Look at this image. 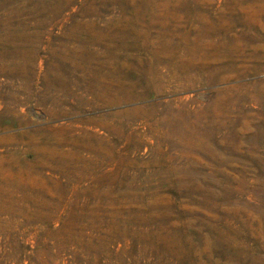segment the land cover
Segmentation results:
<instances>
[{
    "label": "rangeland",
    "instance_id": "rangeland-1",
    "mask_svg": "<svg viewBox=\"0 0 264 264\" xmlns=\"http://www.w3.org/2000/svg\"><path fill=\"white\" fill-rule=\"evenodd\" d=\"M0 264H264V0H0Z\"/></svg>",
    "mask_w": 264,
    "mask_h": 264
},
{
    "label": "bare ground",
    "instance_id": "bare-ground-1",
    "mask_svg": "<svg viewBox=\"0 0 264 264\" xmlns=\"http://www.w3.org/2000/svg\"><path fill=\"white\" fill-rule=\"evenodd\" d=\"M154 50V49H153ZM156 50V49H155Z\"/></svg>",
    "mask_w": 264,
    "mask_h": 264
}]
</instances>
